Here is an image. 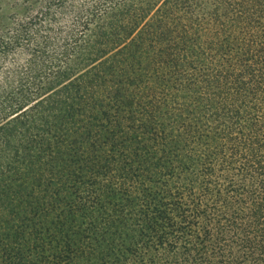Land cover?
Wrapping results in <instances>:
<instances>
[{"label":"trees","instance_id":"trees-1","mask_svg":"<svg viewBox=\"0 0 264 264\" xmlns=\"http://www.w3.org/2000/svg\"><path fill=\"white\" fill-rule=\"evenodd\" d=\"M0 7V264H264V0Z\"/></svg>","mask_w":264,"mask_h":264},{"label":"rangeland","instance_id":"rangeland-1","mask_svg":"<svg viewBox=\"0 0 264 264\" xmlns=\"http://www.w3.org/2000/svg\"><path fill=\"white\" fill-rule=\"evenodd\" d=\"M9 4L8 0H0V7L5 10V8L7 7V5Z\"/></svg>","mask_w":264,"mask_h":264}]
</instances>
